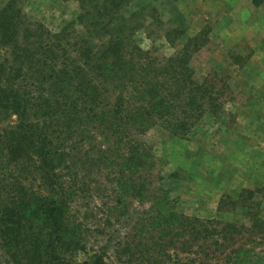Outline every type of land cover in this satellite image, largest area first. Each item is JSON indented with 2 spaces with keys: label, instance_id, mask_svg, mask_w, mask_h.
<instances>
[{
  "label": "trees",
  "instance_id": "trees-1",
  "mask_svg": "<svg viewBox=\"0 0 264 264\" xmlns=\"http://www.w3.org/2000/svg\"><path fill=\"white\" fill-rule=\"evenodd\" d=\"M75 1L74 19L56 30L32 18L25 0L0 3V264H112V237L89 251L79 206L101 171L112 215L128 213L132 199L147 202L115 254L181 264L183 255L209 258L213 246L228 248L223 264H264L262 200L251 203L263 187L240 194L248 221L239 224L181 213L154 180L142 136L158 126L183 137L222 107L218 73L196 76L197 36L155 57L139 36L152 39L162 25L155 8L126 14L133 0ZM184 33L175 27L164 38Z\"/></svg>",
  "mask_w": 264,
  "mask_h": 264
},
{
  "label": "rangeland",
  "instance_id": "rangeland-1",
  "mask_svg": "<svg viewBox=\"0 0 264 264\" xmlns=\"http://www.w3.org/2000/svg\"><path fill=\"white\" fill-rule=\"evenodd\" d=\"M144 5L148 11L155 8L162 20L160 27L152 28V39L139 32L144 48L155 57L169 56L188 38L197 36L199 48L192 57L197 78L217 72L211 79L218 88L226 84L218 113L208 112L187 135L173 136L157 126L142 136L154 156L155 183L171 190L181 213L247 223L240 194L264 188V0H133L124 11L128 14ZM25 9L32 18L56 30L74 19L77 3L25 0ZM175 27L185 33L170 43L164 32ZM104 173L88 179L93 186L79 201L87 220L89 251L112 237L107 259L112 264H139L113 250L145 215L147 202L132 199L128 213L112 215L114 196ZM100 184L99 190L96 186ZM263 193L264 189L256 192L251 203L262 200L259 210L264 217ZM210 248L209 258L201 253L188 260L190 256L183 255L181 264H223L228 248ZM260 248L264 251V243Z\"/></svg>",
  "mask_w": 264,
  "mask_h": 264
}]
</instances>
